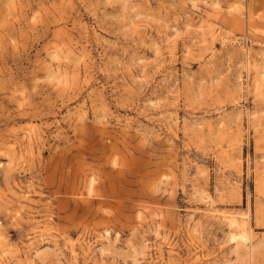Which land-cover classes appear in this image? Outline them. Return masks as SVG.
<instances>
[{
    "label": "rangeland",
    "instance_id": "374dc122",
    "mask_svg": "<svg viewBox=\"0 0 264 264\" xmlns=\"http://www.w3.org/2000/svg\"><path fill=\"white\" fill-rule=\"evenodd\" d=\"M0 264H264V0H0Z\"/></svg>",
    "mask_w": 264,
    "mask_h": 264
}]
</instances>
